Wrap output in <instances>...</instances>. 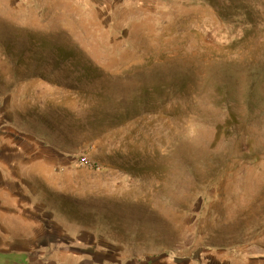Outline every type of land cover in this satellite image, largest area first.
I'll list each match as a JSON object with an SVG mask.
<instances>
[{"label": "rangeland", "instance_id": "1", "mask_svg": "<svg viewBox=\"0 0 264 264\" xmlns=\"http://www.w3.org/2000/svg\"><path fill=\"white\" fill-rule=\"evenodd\" d=\"M0 218L32 264H264V0H0Z\"/></svg>", "mask_w": 264, "mask_h": 264}, {"label": "crops", "instance_id": "2", "mask_svg": "<svg viewBox=\"0 0 264 264\" xmlns=\"http://www.w3.org/2000/svg\"><path fill=\"white\" fill-rule=\"evenodd\" d=\"M1 222L4 223L1 224ZM7 223H9L7 218H5L4 221L0 218V240L6 238L5 247L0 249V259L4 260L3 258H6L7 256H12L14 257V264H32V262H28V258L26 257L29 250L25 249L24 247L18 246V243H16L15 241L9 240L7 237L8 232L3 231V226L8 228L9 225ZM15 237H18L17 233Z\"/></svg>", "mask_w": 264, "mask_h": 264}, {"label": "trees", "instance_id": "3", "mask_svg": "<svg viewBox=\"0 0 264 264\" xmlns=\"http://www.w3.org/2000/svg\"><path fill=\"white\" fill-rule=\"evenodd\" d=\"M11 257L3 258L4 260L0 259V264H14V260H10Z\"/></svg>", "mask_w": 264, "mask_h": 264}]
</instances>
